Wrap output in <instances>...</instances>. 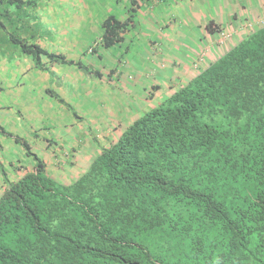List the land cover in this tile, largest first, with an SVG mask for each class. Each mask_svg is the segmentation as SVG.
Masks as SVG:
<instances>
[{
  "label": "trees",
  "instance_id": "1",
  "mask_svg": "<svg viewBox=\"0 0 264 264\" xmlns=\"http://www.w3.org/2000/svg\"><path fill=\"white\" fill-rule=\"evenodd\" d=\"M131 20L105 18L98 46ZM9 36L36 64H79ZM221 47L86 165L62 174L45 152L55 141L15 137L30 162L1 177L0 264H264V24Z\"/></svg>",
  "mask_w": 264,
  "mask_h": 264
},
{
  "label": "crops",
  "instance_id": "2",
  "mask_svg": "<svg viewBox=\"0 0 264 264\" xmlns=\"http://www.w3.org/2000/svg\"><path fill=\"white\" fill-rule=\"evenodd\" d=\"M33 1V4L23 7L0 3V10L8 8V13H5L12 18L2 21L5 29L0 28V75L5 80L3 88L0 79V127L5 132L0 134L12 138L15 146L8 151L0 147V170L4 172H7L6 168H10V172L22 165L18 161L30 162L24 156L21 144L15 141V137L23 138L15 130V125L34 137L40 135L41 129L54 130V135L49 132L44 135L56 143L46 148L54 166H61L71 158L77 159L78 152L83 153L84 160H91L96 148L114 141L129 121L128 116L114 119L119 109L114 110L112 105L116 104L108 100L115 85L128 91L126 83L119 81L121 74L130 75L133 70V85L143 89L139 92L144 96L143 102L156 98L158 93L161 99L176 88V81L191 79L205 63L211 62L217 52H222L221 45L225 42L228 45L247 33V21L252 20L250 11L253 10V17L264 14V0H137L135 3L134 0H102L103 3L94 0L101 5L103 12L88 9L87 0ZM129 15L132 20L128 30L122 34V40L109 48L99 47L103 20L108 16L125 19ZM44 19L47 24L39 28ZM87 23L90 26L85 31L91 28L92 34L85 35L83 40L81 31ZM209 24L216 25L218 30L209 33ZM222 30L229 32L230 37H220ZM51 31L53 34L49 36ZM11 33L48 51L61 53L79 64L49 62L44 58L42 65L36 64L10 40ZM96 44L94 51L90 52L89 47ZM132 46L143 48L140 58L146 57L147 69L134 58L130 66L124 54L130 52ZM67 49L71 54L66 52ZM19 61L23 62L22 66H18ZM99 63L100 66H95ZM134 64L138 70L134 69ZM34 77L40 83H36ZM24 79L33 83L28 92L18 88L24 84ZM144 79L154 80L151 88L143 84ZM163 79L166 81L165 90L160 91L159 82ZM58 81L64 84L60 85ZM92 90L98 91L96 100L107 114L90 128L84 123L80 107L84 111L88 104L85 96ZM137 111L134 107L128 115L132 113L130 117L135 119L139 114ZM63 115L67 117L66 121ZM51 121L54 124L48 126ZM6 124L11 125L9 129ZM31 143L36 144L37 140L31 139ZM41 146L44 144L39 143ZM71 148H75L74 151ZM4 161L8 162L2 165ZM3 189L0 175V192Z\"/></svg>",
  "mask_w": 264,
  "mask_h": 264
},
{
  "label": "rangeland",
  "instance_id": "3",
  "mask_svg": "<svg viewBox=\"0 0 264 264\" xmlns=\"http://www.w3.org/2000/svg\"><path fill=\"white\" fill-rule=\"evenodd\" d=\"M100 3H103L102 0H99ZM87 4H88V9L94 11V12H103V8L101 7V5L97 4L94 0H87ZM253 13V10L250 11V17L252 20H250L249 22L250 23H253L254 20H258V16H254L252 15ZM44 24H47L46 20L44 19L43 20V23L42 25L39 24V28L44 26ZM90 25L87 23V24H84L83 25V28H82V36H83V40H85V35L87 36L88 34H92L91 31L92 29L91 28H88L87 31H85V29L87 27H89ZM49 36H51L53 33L51 31V33L49 32L48 33ZM7 42H9L8 40H6ZM187 43H190L188 41H186ZM63 44V43H62ZM126 44H124V47H125ZM122 47V48H124ZM68 48V47H67ZM7 50H11L10 48H6ZM66 52L68 54H71L69 49L66 50ZM142 54H143V48L141 47H137V48H133L132 46V49L130 50V52H126L124 54V56L126 57V59L129 60L130 62V66H131V59L134 58L137 62H141L142 64H144V68L147 69L146 67V63H144V59L146 58L145 56H143V59L140 58L142 57ZM128 62V63H129ZM127 63V64H128ZM23 65V62H20L18 63V66H22ZM101 63L99 64H96L95 66H100ZM133 65V64H132ZM129 66V68H130ZM178 68V66H177ZM134 69H137L138 70V66H136L134 64ZM161 75V74H160ZM163 76V75H161ZM135 77V74L133 73V70L131 71L130 75L128 74H121V77L119 78V81L123 82V83H126L125 86L128 88V91H125L121 86H113L112 88V94L111 95H108V100L110 101V99L112 100L111 102L113 104H116L115 105H112V108L114 110H117V108L119 109V111H117L116 115L113 117L114 119H117V118H120V119H125L126 116H128L127 120L131 121L133 120L134 118L130 117L132 115V113L130 114V116L128 115V113L130 112V110H134V107L139 110L137 111L139 114H141L144 110H147L153 106H156L158 104H161V102L158 100V98L160 97V94L158 93L157 97L154 98L153 100H146V102H143L145 101L144 100V96H142L139 92H143V89L140 88V87H136L133 85L134 83V80L133 78ZM183 77V76H182ZM0 79L2 81V86L3 88L5 87V80L1 77L0 75ZM34 79L36 80V83H40V80L37 78V77H34ZM178 80V79H177ZM165 79L162 80V82H159V85H161L160 87V91H164L165 90ZM178 83V81H176ZM58 83L60 85L64 84L60 81H58ZM151 83L154 84V80H147V79H144L143 80V84L146 85V86H149V88H151ZM120 84V82L118 83ZM33 86V83L30 79H24V84L21 85V86H18V88L21 90V91H25V92H28L29 89ZM119 87V88H117ZM147 91H149V89H146ZM167 95V94H165ZM95 96H99L98 94V91H93L85 96L86 97V102H88V104L86 105L84 111L83 110V107H80V110H81V114L83 115V119H84V123L86 124L87 123V126L91 128V126L96 123V122H101L102 119L104 118V115L107 114V112L103 109L102 105L100 103L97 102L96 100V97ZM164 97V96H163ZM163 97H161V100L163 99ZM160 99V98H159ZM107 103V102H104V104ZM122 103V105H121ZM109 105V104H108ZM124 105V106H123ZM162 105L164 106L165 103H162ZM109 110H110V106L107 107ZM130 108V109H129ZM63 120L66 121L67 120V117L66 115H63ZM54 122V121H53ZM52 121L49 123L48 126H51L53 125ZM11 125L9 124H6V128L9 129ZM15 130L18 132V134H20L23 138H21L23 141L25 140L27 142V144L32 148H34L35 150H37L39 147V143L42 142L44 145H46L48 143V141H50V138L48 136H45L46 139L44 141L43 140V136L48 134V132L52 135H54V130H51V128L49 129H41L39 130V133L40 135L38 136V139L35 138L32 134H26L24 129L19 126V125H15ZM26 137H29V138H26ZM31 139H34V140H37V143L35 144H32L31 143ZM48 140V141H47ZM21 144V143H20ZM49 145V144H48ZM14 146V141L12 138H8L7 136H3L0 134V147H1V150L3 151H8L9 148ZM44 150L45 148L42 147ZM47 148V147H46ZM46 151V150H45ZM8 155V154H7ZM77 156V159H75L76 162H78L80 165H86L85 162L88 163L89 160H84L83 159V153L82 152H78L76 154ZM9 157V155L7 156ZM24 158H21V160H23ZM13 161V160H12ZM8 161H4L2 163V165H5L7 164ZM80 167H78V170H79ZM10 168H6L5 171L7 172H4L2 170H0V175L1 177L3 178L5 175L3 174H6L8 175L10 178L13 177V173L10 171H8ZM4 181V180H3Z\"/></svg>",
  "mask_w": 264,
  "mask_h": 264
},
{
  "label": "clouds",
  "instance_id": "4",
  "mask_svg": "<svg viewBox=\"0 0 264 264\" xmlns=\"http://www.w3.org/2000/svg\"><path fill=\"white\" fill-rule=\"evenodd\" d=\"M259 19L258 20H254L253 21V23H250L249 21H247V26L249 27L247 30H248V32L249 31H251L252 29H250V28H255L253 25L255 24L256 26H260V25H263L264 24V14L263 15H260L259 17H258ZM248 24H252V26L250 27ZM209 32V31H208ZM222 36V38H227V37H230V33L229 32H226V31H224V30H222L221 31V33H220V37ZM225 41V40H224ZM225 45H227V42H225ZM188 80V79H187ZM187 80H183V81H179L178 82V85L176 86V88H178V86H180L181 84H183V82H186ZM175 88V89H176ZM175 89H173V91L175 90ZM168 94H170V93H168ZM167 94V95H168ZM165 95V94H164ZM154 99V97H151V100H153ZM159 99V98H158ZM161 100V99H160ZM162 101V100H161ZM160 101V102H161ZM150 109V108H149ZM148 110V109H147ZM144 111H146V110H144ZM143 111V112H144ZM137 114V113H136ZM141 114H137V117L136 118H138L139 116H140ZM135 118V119H136ZM135 119H133L132 121H128V123L126 124V126L128 125V124H130V123H132ZM130 122V123H129ZM126 128V127H125ZM108 143H106V145H107ZM101 146H105V145H101ZM101 148V147H100ZM65 163H61L62 165L60 166V165H53L54 167H55V169H58L62 174H65L66 173V171L67 170H71V167L69 166L70 165V163H69V161H64ZM89 162V161H88ZM52 163H54V161H52ZM57 162H55V164H56ZM78 163V162H77ZM62 166H64L65 167V169H62ZM77 168L74 170L75 172H78V165L76 164L75 165ZM72 173H74V172H72Z\"/></svg>",
  "mask_w": 264,
  "mask_h": 264
}]
</instances>
